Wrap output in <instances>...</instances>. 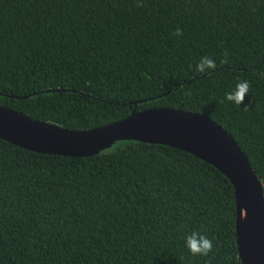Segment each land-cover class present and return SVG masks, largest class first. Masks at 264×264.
Listing matches in <instances>:
<instances>
[{
  "label": "trees",
  "instance_id": "obj_1",
  "mask_svg": "<svg viewBox=\"0 0 264 264\" xmlns=\"http://www.w3.org/2000/svg\"><path fill=\"white\" fill-rule=\"evenodd\" d=\"M142 2L0 0V105L70 129L151 107L203 113L264 182V0ZM203 56L215 71H195ZM242 80L238 106L225 94ZM194 231L208 256L186 248ZM0 264H242L234 186L168 144L66 156L0 137Z\"/></svg>",
  "mask_w": 264,
  "mask_h": 264
},
{
  "label": "water",
  "instance_id": "obj_2",
  "mask_svg": "<svg viewBox=\"0 0 264 264\" xmlns=\"http://www.w3.org/2000/svg\"><path fill=\"white\" fill-rule=\"evenodd\" d=\"M0 137L33 151L66 156H92L120 140L186 150L230 179L235 190L239 257L242 264H264V182L235 137L203 113L151 107L103 126L70 129L0 105Z\"/></svg>",
  "mask_w": 264,
  "mask_h": 264
},
{
  "label": "clouds",
  "instance_id": "obj_3",
  "mask_svg": "<svg viewBox=\"0 0 264 264\" xmlns=\"http://www.w3.org/2000/svg\"><path fill=\"white\" fill-rule=\"evenodd\" d=\"M135 7H144L142 0H136ZM174 35L182 36L183 30L179 27L176 29ZM230 63L228 58V53L225 52L223 57L220 59V65H227ZM191 67V65L189 66ZM217 69V62L210 56H203L195 65V71L200 74L209 73L210 71H215ZM264 75V74H262ZM250 82L247 80L238 81L235 90L225 94V99L232 102L238 106L244 102L246 95L250 91ZM247 110V107H245ZM186 248L192 254V256H208L213 250V242L208 238L206 234L200 231H194L190 235L185 237Z\"/></svg>",
  "mask_w": 264,
  "mask_h": 264
}]
</instances>
